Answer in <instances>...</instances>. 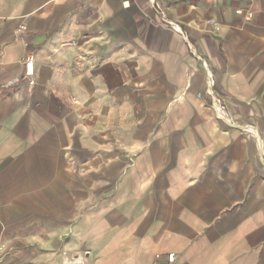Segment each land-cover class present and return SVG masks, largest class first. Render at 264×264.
<instances>
[{
  "label": "crops",
  "instance_id": "0c3cea01",
  "mask_svg": "<svg viewBox=\"0 0 264 264\" xmlns=\"http://www.w3.org/2000/svg\"><path fill=\"white\" fill-rule=\"evenodd\" d=\"M158 1L0 0V264H264V0Z\"/></svg>",
  "mask_w": 264,
  "mask_h": 264
},
{
  "label": "built area",
  "instance_id": "2783aa9c",
  "mask_svg": "<svg viewBox=\"0 0 264 264\" xmlns=\"http://www.w3.org/2000/svg\"><path fill=\"white\" fill-rule=\"evenodd\" d=\"M152 3L155 5V7L159 10L160 14L162 15V17L164 18L165 21H167L172 27H175V23L173 21H169L168 19H166L165 17V14L162 10V7L159 3L158 0H152ZM24 28V27H22ZM33 61V57L32 56H29L27 58V63H31ZM205 68H206V71H207V84H206V94L209 98L212 99L213 101V105H214V109L216 111V114L219 118H223L222 117V114L224 112V103L222 101V99L219 97V96H216L214 94V91H213V79H212V74H211V71L207 68V65L205 63H203ZM29 83L30 84H33L34 81L33 80H29ZM174 254L171 253L168 255V262H172L174 260Z\"/></svg>",
  "mask_w": 264,
  "mask_h": 264
}]
</instances>
